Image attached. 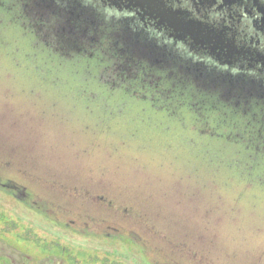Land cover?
Returning a JSON list of instances; mask_svg holds the SVG:
<instances>
[{
  "label": "rangeland",
  "instance_id": "374dc122",
  "mask_svg": "<svg viewBox=\"0 0 264 264\" xmlns=\"http://www.w3.org/2000/svg\"><path fill=\"white\" fill-rule=\"evenodd\" d=\"M68 2L0 0V264H264V91Z\"/></svg>",
  "mask_w": 264,
  "mask_h": 264
},
{
  "label": "flooded vegetation",
  "instance_id": "af4514ba",
  "mask_svg": "<svg viewBox=\"0 0 264 264\" xmlns=\"http://www.w3.org/2000/svg\"><path fill=\"white\" fill-rule=\"evenodd\" d=\"M54 1L51 0V5H58L60 11L67 10L71 4L70 0ZM71 1L72 5L79 3ZM81 1L80 8L93 13L109 31L113 26L100 10L105 5L113 10V16L119 17L120 27L124 23V27L136 35L141 29L142 39L154 42V48L164 59H169L173 67L177 63L200 65L207 76L243 77L254 89L264 91V0H152L166 16L137 0ZM173 18L176 22L200 27L204 42L213 38L223 46L221 51L218 49V56L211 53L208 43L195 44L191 37L170 27L168 24ZM127 20L132 21L134 27H129ZM227 48L232 52L227 53ZM15 191L10 189L9 192L15 195Z\"/></svg>",
  "mask_w": 264,
  "mask_h": 264
},
{
  "label": "trees",
  "instance_id": "16d2710c",
  "mask_svg": "<svg viewBox=\"0 0 264 264\" xmlns=\"http://www.w3.org/2000/svg\"><path fill=\"white\" fill-rule=\"evenodd\" d=\"M79 3L82 2L81 0H77ZM82 3V6L86 5ZM97 5H100V4H97ZM87 6V5H86ZM103 9H100L102 10L101 12L107 16L106 17V20H108L111 24V26H116L119 24V17L118 16H113V13H112V9L110 7H108L107 5H105L104 7H102ZM129 27H134V24H132V21L128 20V22L126 23ZM124 23L122 24V26L124 27ZM120 26V24H119ZM73 188V187H72ZM9 189V190H8ZM10 189L13 190L14 192V189L16 190L15 191V195H12L13 193L9 192ZM74 189V188H73ZM0 190L3 191V192H6L8 193L10 196H14L15 198H17L19 201L23 202V203H26L28 204L29 206H33L32 205V201L33 199L34 200H40L39 198H37L36 196H32V194H30V192L27 190L26 187H19L16 183H13L12 181H10L8 178H5L3 179L1 176H0ZM72 192H76L77 191H72ZM97 196V195H96ZM94 196V198L96 197ZM98 201H101V202H105L99 198H96ZM25 200V201H24ZM45 202V201H44ZM37 208L39 209H43L45 210L46 212L48 213H55V212H58L59 213V209L54 207V206H50V208L48 209V211L45 209L46 208V205H42V204H38L35 205ZM68 213H65L64 215L66 216V218H68ZM73 219L75 218L73 224L75 225H71L69 227L73 228L74 230H77L78 228L80 230H83V235H86V236H96V237H99V238H104V239H110L112 237H117L118 239L122 238V239H132L136 242H139V243H143L146 242L143 237L139 234V232H133V231H125L122 227H119L118 225H111L109 224L107 221L105 220H101L100 218H98L99 220H92L90 218V220H87V221H81V222H77L78 220H80V217H74V216H69L68 219H65V220H62V221H57L56 220H53L56 224H59L61 226H63V228H66L64 223L66 222V220H70V219ZM96 218V217H94ZM142 219V218H141ZM144 221V219H142ZM146 220V219H145ZM89 221H90V224H89ZM147 221V220H146ZM143 225L148 229L150 230V234H152L154 231L152 229V226L150 225V223L147 221V223H145V221L143 222ZM90 228V229H89ZM89 230V232H88ZM116 241V240H115ZM118 241V240H117ZM147 250V249H146ZM155 262H157L155 259L153 260Z\"/></svg>",
  "mask_w": 264,
  "mask_h": 264
},
{
  "label": "water",
  "instance_id": "95a60500",
  "mask_svg": "<svg viewBox=\"0 0 264 264\" xmlns=\"http://www.w3.org/2000/svg\"><path fill=\"white\" fill-rule=\"evenodd\" d=\"M135 1V0H134ZM152 0H137V3H144L147 4V6H149L150 8H153L155 11H157L161 16L165 15L166 13L164 10H161L159 8V6L155 3L151 2ZM175 19L173 18L171 20V22H169V26L172 27L174 30L176 31H180L182 32V35H188L189 37H191L193 43L198 44V43H208V48L210 49L211 53H213L214 55L218 56V49H220V51L223 49V46H219L217 41H213V38H209L207 42H204L203 40H201V32H200V27H196L194 24L192 23H183V22H176L174 21ZM199 31V32H198ZM227 53L232 52L229 48H227L226 50Z\"/></svg>",
  "mask_w": 264,
  "mask_h": 264
}]
</instances>
